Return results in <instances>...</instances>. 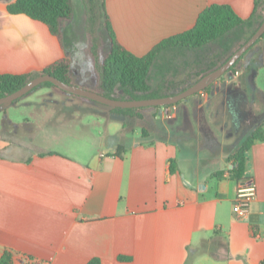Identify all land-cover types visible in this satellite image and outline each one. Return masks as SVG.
<instances>
[{
	"label": "crops",
	"instance_id": "1",
	"mask_svg": "<svg viewBox=\"0 0 264 264\" xmlns=\"http://www.w3.org/2000/svg\"><path fill=\"white\" fill-rule=\"evenodd\" d=\"M11 1L0 0V73L38 71L66 56L43 22L7 13ZM254 2L105 0V7L118 41L141 56L192 28L210 4H229L247 18ZM239 77L225 75L199 97L145 107L132 118L51 86L0 110V256L11 250L14 264H26L25 257L85 264L93 256L101 264H260L264 139L245 153L244 174L254 181L256 196L241 218L233 213L232 164L222 165L242 143L235 142L238 124L231 131L220 126L226 118H240L233 115L237 106L229 110L227 97L255 78ZM85 80L94 86L93 79ZM231 81L233 89L227 88ZM16 112L24 115L20 121ZM140 122L145 124L139 128ZM100 125L102 138L96 134ZM215 126L221 132L217 140ZM23 142L33 149L23 152ZM119 145L121 157L115 155ZM119 255L131 260L120 261Z\"/></svg>",
	"mask_w": 264,
	"mask_h": 264
},
{
	"label": "trees",
	"instance_id": "2",
	"mask_svg": "<svg viewBox=\"0 0 264 264\" xmlns=\"http://www.w3.org/2000/svg\"><path fill=\"white\" fill-rule=\"evenodd\" d=\"M83 2L85 6V31L88 38L89 61L94 80V86L91 90L115 99L161 97L173 95L184 90L224 63L252 35L264 19V13L260 12L261 7L264 5V0H255L253 11L247 18L240 17L229 4L213 3L198 14L192 28L160 40L147 53L137 56L118 41L106 12L105 0H83ZM6 11L9 14H25L32 19L43 22L63 46L64 24L71 20L74 9L72 0H13L7 4ZM248 26L251 27L250 32L241 38V32ZM263 38L264 34L250 48ZM105 40L108 42V50L104 56H101V47ZM214 43L227 45L224 53L217 54L218 56H215V54L213 59L207 62L202 70L195 72L196 79L192 82L184 85H175L170 83L164 76L155 84L149 81L153 67L164 53L175 49L195 51ZM229 44L231 46L228 49ZM244 54L225 74L235 71L236 64ZM40 74H51L66 83L76 84L71 59L66 55L38 71L20 74L0 73V97L15 91ZM211 85L204 91H208ZM41 86L56 87L50 82H43L34 89ZM178 103L180 101L175 104ZM143 108L145 107H115L111 111L116 114H122L126 118H132L139 117V110ZM263 139L264 123L263 125H257L232 154V167L228 171L233 179L240 181L247 177L244 174L245 153L255 141ZM122 149V145L117 146L115 155L121 157ZM50 153L52 152H39V155ZM170 163V169L173 171L175 169L174 160H171ZM118 259L120 261H129L131 257L119 255ZM0 264H14L11 250L5 249L3 251L0 256ZM85 264H101V259L98 256H93ZM260 264H264V259L260 261Z\"/></svg>",
	"mask_w": 264,
	"mask_h": 264
},
{
	"label": "rangeland",
	"instance_id": "3",
	"mask_svg": "<svg viewBox=\"0 0 264 264\" xmlns=\"http://www.w3.org/2000/svg\"><path fill=\"white\" fill-rule=\"evenodd\" d=\"M72 4L74 9L73 16L67 24H64L63 28V47L66 55L71 59L72 71L75 75V79L83 84H86L87 86L85 87H87V89H91V86H88L87 81H84V79L88 78L93 79V73L91 71L89 61L88 38L85 31V6L83 0H72ZM260 12L262 14L264 13V5L261 7ZM250 30L251 27L249 26L245 28L241 32L240 37H245ZM256 44L250 48L236 64L235 71L225 74L228 78H232L233 76L239 77L241 75L245 77L250 76L251 78L255 76V78H253L254 81L251 80L249 84H242V92L240 94H231V96L229 94L227 97L228 104H226L229 107V110L231 109L234 111L238 109V113L233 115L240 118L239 121L235 120L234 122L231 118H226V120L224 119V121H221L220 126L222 129H226L227 131L233 130L237 124L241 127V131H236L234 134L235 142H237L239 138L243 141L245 139L246 132L249 129H252V127L254 128L257 125H263L264 123V38L262 44ZM230 46L231 44L228 45V49ZM225 47H227V45L224 43H214L195 51L185 49L168 51L161 56L156 65L153 67L149 81L152 84H155L161 77L164 76L170 83L175 85H184L192 82L196 79L195 72L202 70L207 62H210L213 59L215 54V56H218L220 53L223 54ZM107 50L108 42L105 40L101 47V56H104L107 53ZM225 75H222L220 77L221 79H217L210 88H217L218 80H223ZM80 77L84 79L80 80ZM233 83L234 81H231L230 85H227V88L233 89ZM192 96L199 97L196 93L188 98H193ZM236 106L237 108L234 109ZM23 117L24 115L22 113L16 112L15 118L17 121H20ZM234 123L236 124L234 125ZM144 124L145 122H140L138 123V127L140 128L141 125ZM126 125V130H128L131 127V124ZM136 129L138 128L136 127ZM236 129L239 128L236 127L235 130ZM96 130V134L99 135V138H102L104 136L103 127L100 125L98 128L96 127ZM219 130L220 129H218L217 126L213 128L216 140L221 137V132ZM80 142L86 148L93 146L89 140H80ZM211 142L212 139L209 140V143ZM21 145L24 148L23 152H25L26 149H33L32 144L23 142ZM235 147L237 150L238 147ZM229 148L234 149L233 146H229ZM231 162L232 155L223 161L222 165L227 169L228 164L231 165Z\"/></svg>",
	"mask_w": 264,
	"mask_h": 264
},
{
	"label": "water",
	"instance_id": "4",
	"mask_svg": "<svg viewBox=\"0 0 264 264\" xmlns=\"http://www.w3.org/2000/svg\"><path fill=\"white\" fill-rule=\"evenodd\" d=\"M263 34H264V19L259 25V27L252 33V35L237 50H235L224 63H222L216 69L202 76L192 85L188 86L184 90L175 93L173 95L143 98V99H115V98L107 97L94 90L84 88L77 84L66 83L51 74H40L30 79L27 83H25L15 91L3 97H0V110L7 108L15 100L31 92L35 87L39 86L43 82H50L60 90L88 98L93 102H95L98 106L109 109L115 107L140 108V107L164 106V105L175 104L193 94L205 90L209 85L213 84L217 79H219L222 75H224L232 67V65H234L235 62L258 39L262 37Z\"/></svg>",
	"mask_w": 264,
	"mask_h": 264
},
{
	"label": "built area",
	"instance_id": "5",
	"mask_svg": "<svg viewBox=\"0 0 264 264\" xmlns=\"http://www.w3.org/2000/svg\"><path fill=\"white\" fill-rule=\"evenodd\" d=\"M256 196V186L254 181L246 177L240 181H237L235 196L233 200V213L236 217L241 218L245 216L248 211L251 202ZM26 264H43L40 261L25 257Z\"/></svg>",
	"mask_w": 264,
	"mask_h": 264
}]
</instances>
